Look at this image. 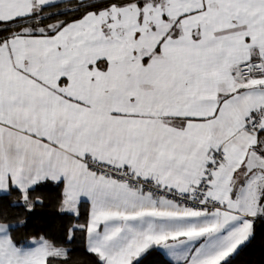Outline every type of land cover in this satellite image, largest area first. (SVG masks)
I'll use <instances>...</instances> for the list:
<instances>
[{"label":"snow or ice","instance_id":"1","mask_svg":"<svg viewBox=\"0 0 264 264\" xmlns=\"http://www.w3.org/2000/svg\"><path fill=\"white\" fill-rule=\"evenodd\" d=\"M257 226L264 0H0V264H236Z\"/></svg>","mask_w":264,"mask_h":264},{"label":"trees","instance_id":"2","mask_svg":"<svg viewBox=\"0 0 264 264\" xmlns=\"http://www.w3.org/2000/svg\"><path fill=\"white\" fill-rule=\"evenodd\" d=\"M63 221L57 217L54 211L45 210L34 218L28 228L38 232H47L50 236L60 238L62 236L61 225ZM75 251L73 260L76 264H87L88 257L80 249L79 245H73ZM159 257L150 258L151 264H159ZM236 264H264V230L257 226L256 239L240 254Z\"/></svg>","mask_w":264,"mask_h":264}]
</instances>
